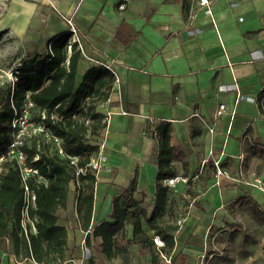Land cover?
Segmentation results:
<instances>
[{
	"label": "crops",
	"instance_id": "1",
	"mask_svg": "<svg viewBox=\"0 0 264 264\" xmlns=\"http://www.w3.org/2000/svg\"><path fill=\"white\" fill-rule=\"evenodd\" d=\"M120 1L10 0L0 19L3 54H42L54 37L70 33L68 55L72 43L80 51L76 87L91 67L115 77L95 106L103 127L90 142L104 143L107 160L95 175L90 224L82 226L71 182L56 211L66 232L61 251L37 262L14 253L7 239L0 264H211L219 256L217 235L234 231H250L260 251L244 241L218 264H258L264 190L251 177L264 174V0H209L211 15L198 0H128L123 11ZM221 103L226 110L216 116ZM164 125L167 145L181 156L171 170L182 180L174 187L161 182L168 200L157 226L171 235L170 245L147 224L156 201L157 129ZM215 159L228 176L215 174ZM133 178L137 203L130 211L140 217L141 233L126 222L116 236L122 250L107 257L93 230L111 220L112 200Z\"/></svg>",
	"mask_w": 264,
	"mask_h": 264
},
{
	"label": "trees",
	"instance_id": "2",
	"mask_svg": "<svg viewBox=\"0 0 264 264\" xmlns=\"http://www.w3.org/2000/svg\"><path fill=\"white\" fill-rule=\"evenodd\" d=\"M9 2L5 1L7 5ZM70 36V33L60 34L50 41L45 53L21 59L13 89L0 88V153L10 141L11 121L15 111L20 110L27 96L34 103L31 120L43 124L51 133L62 138L67 154L83 157L96 149L90 138H86L88 127L84 121L87 118L91 120L90 137L99 134L103 127V116L95 111V106L107 98L115 77L107 69L91 67L76 87L75 74L80 51L76 43H72L68 55ZM83 107L87 111H83ZM258 107L260 112H264V87L258 95ZM51 111L56 112L60 118L50 119L48 115ZM74 114L76 117H73ZM157 130L160 140L156 201L147 224L170 245L171 235H166L157 226L168 200V188L162 186L161 182L174 176L171 163L181 156L176 154L175 148L167 145V126H160ZM22 149L26 154V163L38 168L41 176L40 179L34 176L28 179L36 195L35 207L30 209V216L35 218L37 232L28 235L23 233L20 225L23 189L15 160L7 158L0 172V259L8 239L14 253L47 263L50 252L59 253L65 243L66 232L64 227L56 224V211L66 204L68 187L74 180L75 171L66 157L55 153L54 145L43 133L25 138ZM80 163L84 164L85 160ZM79 181L80 184L75 186L76 212L82 226L87 228L92 216L95 176L88 173L80 176ZM135 189L136 179L133 178L128 187L112 200L111 220L101 222L93 230V235L102 239L101 251L107 257L122 250L116 245V236L126 222L132 224L134 234L141 233L140 217L130 211L137 203L132 197Z\"/></svg>",
	"mask_w": 264,
	"mask_h": 264
},
{
	"label": "built area",
	"instance_id": "3",
	"mask_svg": "<svg viewBox=\"0 0 264 264\" xmlns=\"http://www.w3.org/2000/svg\"><path fill=\"white\" fill-rule=\"evenodd\" d=\"M128 0H121L118 5V10L123 11L126 7ZM199 5L204 7V12L211 15L212 10L210 8L209 0H198ZM72 32L75 33V29L72 27ZM73 41H77L76 37ZM70 47V46H69ZM20 66V63L11 71V80H12V89L15 82L17 81V69ZM34 107V103L27 96L25 101L22 104V107L19 111H15V115L11 121V138L6 148L3 152L0 153V172L2 171V163L7 159H14L19 171L21 187L23 189V205L20 210V225L23 229L25 235L35 234L37 232L35 227V218L30 216V209L35 207L36 195L34 190H32L28 184V179L32 176L36 179H40L38 168L28 165L26 163V154L23 151L22 147L24 140L27 137H30L37 133H43L46 139L54 145V151L57 155L61 157H66L70 164L74 167L75 177L73 184L77 187L80 184V176H85L86 174H93L94 176L106 162L107 156L105 154L104 143L94 144L96 149L87 153L86 156L80 157L75 155L67 154L63 145V139L59 136L51 133L49 128L47 129L43 124L36 123L31 120V109ZM83 111H87L86 107L82 108ZM226 110L225 104L221 103L218 105L215 115L219 116ZM45 117L44 112H42V118ZM50 119L58 120L60 117L56 112L51 111L48 115ZM76 117V114L73 115ZM85 125L88 127L86 138H90V125L91 120L89 118L85 119ZM209 131H213L212 128ZM38 157H35L37 159ZM244 158V154L240 155V159ZM85 160L84 164H81L80 161ZM207 159H203L202 163H205ZM213 166L215 167V174L219 175H229V172L221 167V162L219 159L213 160ZM251 184L259 187L264 190V174L257 175L256 171L251 177ZM180 177H170L163 180L164 185L175 186V183L181 181ZM184 221V218L178 219L177 224L181 225ZM206 264V263H205Z\"/></svg>",
	"mask_w": 264,
	"mask_h": 264
},
{
	"label": "rangeland",
	"instance_id": "4",
	"mask_svg": "<svg viewBox=\"0 0 264 264\" xmlns=\"http://www.w3.org/2000/svg\"><path fill=\"white\" fill-rule=\"evenodd\" d=\"M0 1H6V0H0ZM1 11V6H0ZM3 32V30L0 29V34ZM3 53H9L8 50H6L5 47H1L0 45V88L7 90L12 87V80H11V71L20 63V60L22 58L21 54L18 52L11 53V54H3ZM91 138V137H90ZM76 188V187H75ZM250 231L248 233L244 232H238L234 231L232 233L226 232L224 235L218 234L215 240H217L220 244L217 246L218 250H214V252H217L219 256L213 257L210 262L211 264H218L220 262H225L226 260H229L228 257H234V253L238 254V247L241 243L244 241L251 240L257 247V250L255 251V254L257 251H260L261 244H259V241L255 238H251ZM260 234L263 235V232L260 231ZM251 238V239H249ZM259 238V237H257ZM220 245H223V248L220 247ZM235 246V247H234ZM223 249V253H220ZM264 254V252H263ZM205 255V254H203ZM261 261L258 264H264V257L260 254H257ZM209 259V256L206 255L204 259ZM206 259V260H207ZM263 259V260H262ZM207 264V263H206ZM227 264V263H225Z\"/></svg>",
	"mask_w": 264,
	"mask_h": 264
},
{
	"label": "water",
	"instance_id": "5",
	"mask_svg": "<svg viewBox=\"0 0 264 264\" xmlns=\"http://www.w3.org/2000/svg\"><path fill=\"white\" fill-rule=\"evenodd\" d=\"M0 6L2 7L0 11V19H1L2 16L6 13L8 5L4 1H0Z\"/></svg>",
	"mask_w": 264,
	"mask_h": 264
}]
</instances>
